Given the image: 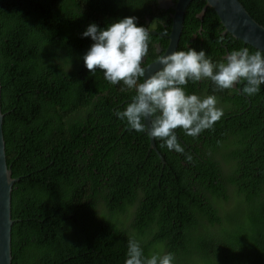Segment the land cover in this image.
<instances>
[{
  "label": "trees",
  "instance_id": "trees-1",
  "mask_svg": "<svg viewBox=\"0 0 264 264\" xmlns=\"http://www.w3.org/2000/svg\"><path fill=\"white\" fill-rule=\"evenodd\" d=\"M238 1L264 26V0ZM204 2H188L175 50L203 49L213 63L232 50H258L221 34L212 8L197 18ZM162 12L156 0H0L1 129L17 178L10 264H124L130 237L145 256L173 253L174 264L262 263L264 85L249 97L189 81L188 93L215 95L224 114L197 138L177 129L184 154L153 139L162 162L147 134L115 115L134 90L84 64L89 24L135 16L145 27L143 18ZM170 23L153 30L166 35ZM166 44L150 33L143 66Z\"/></svg>",
  "mask_w": 264,
  "mask_h": 264
},
{
  "label": "clouds",
  "instance_id": "clouds-1",
  "mask_svg": "<svg viewBox=\"0 0 264 264\" xmlns=\"http://www.w3.org/2000/svg\"><path fill=\"white\" fill-rule=\"evenodd\" d=\"M137 20L135 16H127L104 28L89 24L82 36L90 37L93 43L83 60L90 73L100 70L110 84L122 82L134 90L132 99L115 115L131 130L162 141V147L184 154L176 130L182 129L187 136L197 138L212 129L224 114L215 95L188 93L189 81L209 79L220 90L234 89L249 97L264 85V51L253 53L247 47L228 52L219 63H213L203 49L174 50L159 55L156 62L161 67L149 73L143 64L150 33L143 25L138 26ZM221 41L222 37L217 43ZM238 85L242 87L237 88ZM185 158L189 163L192 160L190 155ZM174 261L171 252L145 256L140 241L128 239L124 264H174Z\"/></svg>",
  "mask_w": 264,
  "mask_h": 264
},
{
  "label": "water",
  "instance_id": "water-1",
  "mask_svg": "<svg viewBox=\"0 0 264 264\" xmlns=\"http://www.w3.org/2000/svg\"><path fill=\"white\" fill-rule=\"evenodd\" d=\"M189 1L176 0L174 3H171L170 6L173 9L171 24L168 34L164 36L167 39V44L161 54H168L176 49L184 10ZM207 6L212 8L223 27L220 31L221 34L229 33L243 43L264 51V26L257 23L238 0H205L202 8L195 13V16L200 18ZM149 32L151 34H158L155 30H149ZM158 51L159 48L156 52ZM158 57L144 65V67L148 68L149 73L161 67L156 62ZM1 120L2 113L0 112V264H10V226L12 223L10 217V190L12 183L17 178L10 176V170L5 163ZM148 148L154 150L163 162V158L156 150L154 140L150 136H148ZM261 264H264V258Z\"/></svg>",
  "mask_w": 264,
  "mask_h": 264
},
{
  "label": "flooded vegetation",
  "instance_id": "flooded-vegetation-1",
  "mask_svg": "<svg viewBox=\"0 0 264 264\" xmlns=\"http://www.w3.org/2000/svg\"><path fill=\"white\" fill-rule=\"evenodd\" d=\"M176 0H156V6L159 7L163 12L162 13H165V15L163 16V19H161V14L159 16L157 15H154L153 19L149 18V17H145L143 18V22H144V25L146 28H148V30H153L154 28V25L157 23V22H161L164 24V22L168 19V17L170 18V22H171V15L173 13V9L171 8V3H174ZM170 9V11H169ZM171 24V23H170ZM150 25V26H148ZM166 25V24H165ZM170 28V27H169ZM157 32V31H156ZM158 34L160 35H163L165 36L164 34H161L159 32H157ZM168 34V33H167ZM166 34V35H167ZM154 47H155V51L159 48V51H161V47L159 45L158 42H155L154 44ZM164 50V49H163ZM162 50V51H163ZM225 56V55H224ZM202 96V95H201Z\"/></svg>",
  "mask_w": 264,
  "mask_h": 264
}]
</instances>
